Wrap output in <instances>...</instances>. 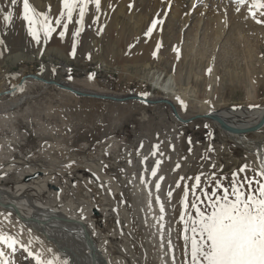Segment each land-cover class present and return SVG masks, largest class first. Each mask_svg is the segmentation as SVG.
I'll return each mask as SVG.
<instances>
[{"label":"rangeland","instance_id":"374dc122","mask_svg":"<svg viewBox=\"0 0 264 264\" xmlns=\"http://www.w3.org/2000/svg\"><path fill=\"white\" fill-rule=\"evenodd\" d=\"M130 1V9L118 19L115 31L100 33L90 26L79 37H73L76 29L69 28L60 36L67 46L59 47L46 45L42 31L39 43L29 35L27 22L20 18L21 0L19 6L0 0V8L14 13L11 23L0 14V183L12 190L35 177H47L49 172L58 184L56 194L46 195L49 192L43 190L37 199L49 200L67 213L85 217L87 214L95 233V240L94 234L91 238L108 246L106 251L115 257L116 264H144L149 256L155 264H172L166 240L169 228L173 230V243L177 240L173 221L181 189L176 188V182L181 176L200 173H204L203 181L215 173L219 178L227 177L223 180L227 186L232 173L242 165H248L246 173L252 176L253 170H259L254 147L250 144L242 149L202 118L189 125L175 122L168 106L162 103H142L143 106L139 101L135 104L126 103L131 100H107L121 104L112 105L94 98H74L65 90L44 88L30 81L23 82L10 95L3 94L15 87L21 77L32 74L123 98L146 94L153 101L165 96L156 89V83H166L178 92L170 99L184 116L199 114V101H209V107L216 110L264 105V23H257L264 21V9L255 10L253 18L249 11L253 0H245L243 5L236 0ZM29 2L39 13L59 5V0ZM237 8L247 14L249 25L238 15ZM134 13L161 22V40L155 57L125 63L121 62L124 49L120 43L135 35ZM49 16L54 25L56 17L51 12ZM115 49L119 54L117 61V55L111 58L107 54ZM38 51L40 61L35 56ZM175 58L178 62L174 65ZM91 74L94 76L89 79ZM181 100L186 107L181 106ZM253 136L248 137L256 141ZM154 145H159V149H154ZM221 148L243 163L224 165L223 158L213 156ZM99 150L107 153L117 173L103 172L99 177L88 169L75 174L72 169L67 170L75 160L96 161ZM157 160L162 163L153 177L151 169ZM176 163L181 168L173 171ZM33 167L42 168L43 174L23 179L21 175ZM160 176L165 179L157 192L155 183ZM193 182L180 181L182 187ZM173 189L169 203L166 194ZM157 195L166 210L162 222L158 220L161 213ZM93 205L97 207L91 208ZM6 213L0 212V234L16 238L43 259L58 256L40 244L39 237L20 225L13 214ZM131 215L142 230L144 246L137 243L132 225L127 226ZM160 223L165 225L163 247ZM17 249L12 254L6 244L0 243L10 264H35L34 258L26 259L27 253L19 245ZM59 255L63 253L59 251ZM176 258L181 264L182 260L178 263Z\"/></svg>","mask_w":264,"mask_h":264},{"label":"bare ground","instance_id":"6f19581e","mask_svg":"<svg viewBox=\"0 0 264 264\" xmlns=\"http://www.w3.org/2000/svg\"><path fill=\"white\" fill-rule=\"evenodd\" d=\"M29 1L33 2L34 0H29ZM129 2L131 1L130 0H102L101 11L99 13L95 11L94 5H89V12L85 17V29L92 26L100 33H110L112 31H115L117 24H118V19L122 15L128 13V10L130 9ZM62 10H63L62 0H59V5L56 6L50 12L52 16H55L56 18H58ZM44 13L50 14L49 9L46 8L44 10ZM238 15L241 17V19L245 22L246 25H249L248 20H247V14L243 12V10H239ZM95 16H99V20L96 23H93V19ZM77 19H78V15L77 13H74V19H73V22L69 24V28L76 29L79 27V25L76 24ZM134 21L136 22V25H137L135 35L132 36L128 42L124 41L120 43L122 44L123 49H124L121 62H125V63L135 62L138 60H146V59L155 57L153 53L156 54V50L160 44V40H161L160 39V36H161L160 28H162L161 24H157L156 28L153 29L150 35H145L149 27H151L153 21L149 20L147 17H144L140 13H134ZM63 22L64 21H62V23ZM215 25L218 26L219 22H217ZM53 27L56 28V31L53 32L50 37L45 39L44 43L46 45L53 44L59 47H66L67 42L61 39L59 35L62 26H57L54 23ZM101 28L103 29V31H99ZM163 33H165V29ZM107 54L111 58L117 55L115 58L117 61V57L119 56V54L116 52V49L108 51ZM40 55H41L40 51H38V53L35 54L36 58H38L39 61H40ZM177 59L175 58L174 65L176 62H178ZM41 78L46 79L44 76H41ZM46 80H49V79H46ZM27 81L38 83L44 86V88L55 87L53 85H47L45 83L43 84L41 82L33 81L32 79L25 80V82ZM57 83L60 85H63L64 87H69L75 91H79V92H83V93H87L91 95L113 96L116 98H123V96L103 94V93H98L95 91L92 92V91L80 89L74 86L70 82L67 83L64 81H59ZM156 89L160 93L165 95L164 98L158 97V99L166 100L169 103H171L173 106H175L178 112V115L182 120H190L188 122V125L189 123H192L193 121H197V119L192 120V118H194L195 116L198 115L199 118H204L205 116V120L207 122L217 127L225 135V137L232 140L235 145H239V147L241 146L242 149L246 150L247 147L245 146L246 145L250 146L251 144L252 145L251 148L254 147L253 148L254 151L256 150V153H255L256 159H257L256 164L260 168L262 162H264V125L255 132H249V133L245 132L241 134H236V133L224 131L216 122H213L212 120L207 119L208 117L206 115L215 114L218 117H220L222 120H224L229 126L236 128V129L248 128L256 124L258 120L261 118L264 112V105L259 106V107H256V106L249 107V108L240 107V108H235V109L216 110L212 108L213 106L211 108L209 107V104H210L209 101H205V102L199 101V106L201 107V109L199 110L200 113L198 112L199 114L195 116L194 115L184 116L181 113V111L177 109L175 103L170 99V98L173 99V97H175L178 92H176L172 87H169L168 84L166 83L164 85H160L159 83L158 84L156 83ZM137 94L133 96H139ZM70 96L75 98L76 95L74 96V94L71 93ZM147 96L142 95L141 97H143L144 99H150ZM85 99H90V98H85ZM94 99H95L94 101H100L104 103L108 102L106 99H102V100L98 98H94ZM184 100L182 101L184 102ZM108 103H110V101ZM126 103H135V104L140 103V105H143L141 102L138 103V101L136 100H131V102H126ZM110 104L121 105L119 103H110ZM167 109H168V113L170 114V117L175 122H178L175 119V117H173V112L171 108L168 106ZM249 135H254L253 137L256 138V141H251L248 137ZM216 155L223 158L224 165L227 164V165L234 167V165L239 166V164L243 163V160L233 158V155H230L223 148L216 149V153L214 152L213 156L215 157ZM96 158L97 159L94 162H88V161L81 160V159L75 160L76 162L71 163V164L69 163L71 166L68 167L67 170L72 169V172L75 174V172H77L80 169L81 170L88 169L97 176L102 175L103 172L108 173V174L117 173L116 172L117 168L115 164L108 161L107 153L100 151L98 152ZM43 172L44 170L42 168L33 167V168H30L26 173L22 174L21 177L23 179L25 177L29 178L31 176H35L36 174H43ZM51 177L52 176L48 172L47 177L45 176L35 177L33 180H29L26 183H21L20 185H18L12 190H9L5 185L0 183V210L3 211L4 213L9 212L11 213V215L13 214L12 217H14L15 220H17V222L20 223V225L26 227L28 230L30 229L32 233L36 234L40 239V242H41L40 244H43L46 248L51 249L52 250L51 252L58 255L59 257L58 264H61V262L63 261H67V264H116L117 261L114 259L115 257L113 258L110 257V253H109L110 251H106L107 250L106 248L108 246L104 247V245L101 242L94 241L95 233L92 231V228L90 227L91 224L88 221L89 218L87 214L85 217L84 215L79 216L76 214H71V212L67 213L63 207H60L59 205H56V204L53 205V203L49 200L37 199L40 196V192L43 190H47L49 192V193H46V195H49L51 193L56 194L55 189L58 188L57 187L58 184H57V181H54L52 179L53 177L52 178ZM124 199L125 201H129V198L125 195H124ZM92 207H97V206L93 205L91 206V208ZM177 209H178V212H176L175 220L173 221V225L176 230V237H177V229L181 227L177 223V221L179 220V212L183 210L180 204L177 206ZM126 223L129 228H130V225H132V231H133V234L136 235L137 243L144 246L146 243L143 241V238H141L143 235L142 230L140 227H137L138 225H137V220L135 216L131 215L127 219ZM91 234L92 235L94 234V237H93L94 240L91 238L90 236ZM38 243H39V240H38ZM176 245L177 247L175 249V255L178 257V263H179V260L181 261L183 257V250L181 247L182 241L177 239ZM92 247L95 248L94 257L92 256ZM59 251H61L63 255H59ZM144 264H155L153 257L149 256L144 261Z\"/></svg>","mask_w":264,"mask_h":264},{"label":"snow or ice","instance_id":"6c2138e0","mask_svg":"<svg viewBox=\"0 0 264 264\" xmlns=\"http://www.w3.org/2000/svg\"><path fill=\"white\" fill-rule=\"evenodd\" d=\"M236 2L243 5L245 0H236ZM10 4L16 6L18 0H10ZM62 4L63 10L55 19V25L63 28L59 35L61 37L65 35L69 29V24L73 22L74 13H77L76 24L79 27L72 35L79 37L85 28V17L89 12V5H94L95 11L99 13L102 0H62ZM258 9H264V0H253L249 9L253 18L256 17L255 10ZM50 11L49 7V13ZM0 14L3 15L5 22L11 23L13 21L14 13L12 11L5 12L3 8H0ZM261 15H264V12ZM20 18L27 22L29 35L37 43L40 42L41 31L45 39L56 31L49 14L39 13L29 0H22ZM98 20L99 16H95L93 23ZM62 21L64 22L62 23ZM158 23L160 22L154 20L145 35H150ZM257 23H264V21L257 20ZM99 31H103V29L101 28ZM0 44H3L2 40H0ZM74 54L75 44H73ZM153 55L155 56V53ZM53 71L55 70L53 69ZM93 76L94 74H91L89 79ZM180 103L182 107H186L182 100ZM189 144H191L190 140ZM141 147H143L142 144ZM154 149L158 150L159 145H154ZM173 150H175L174 146ZM188 151H192L191 147ZM209 151L212 149L209 148ZM152 155L155 156L156 151H153ZM144 159L147 160V157ZM161 163L162 161L157 160L156 165L151 169L153 177L157 176ZM70 166L68 165V167ZM179 168H181V164L176 163L172 170L176 171ZM247 169L248 165H242L234 171L227 186L223 183L227 177L219 178L215 173H212L210 177H205L203 181L204 173H200L189 177L181 176L180 180L176 182V188L181 189L178 203L183 209L179 212V220L177 221L181 226L177 229V239L182 241L181 247L184 257L181 264H264V162H262L259 170H253L254 175L252 176L247 175ZM241 174H244L243 179H241ZM164 179V176H160L155 183L157 192L161 187L160 182ZM185 179L194 182L182 187L180 181ZM142 182H144L143 179ZM174 191L175 189L170 190L166 194L169 203H171ZM156 201L160 205L161 213L158 220L162 222L165 220V206L158 195ZM150 206L151 201H149ZM164 229V223H160L162 247L164 246ZM29 231L31 230L29 229ZM172 231L171 228L168 229L166 243L171 254L172 264H177L175 255L177 245L173 243ZM0 243L6 244L11 249L12 254L17 252V245H19L27 253L26 259L34 258L35 264H58L59 262L58 256L49 259L41 258L40 253H33L28 245L11 236L0 234ZM48 251L51 252L52 250L48 249ZM0 264H10L7 254L2 250H0ZM61 264H67V261H63Z\"/></svg>","mask_w":264,"mask_h":264},{"label":"water","instance_id":"95a60500","mask_svg":"<svg viewBox=\"0 0 264 264\" xmlns=\"http://www.w3.org/2000/svg\"><path fill=\"white\" fill-rule=\"evenodd\" d=\"M27 79H32L33 81L41 82L43 84L45 83L47 85H53V86H55V87H57L59 89L68 91V92H70V93H72V94H74V95H76L78 97L98 98V99H101V100L102 99H106V100H113L115 102H119V101H123V100L124 101H126V100H136V101H139V102L144 103V104H154V103L166 104L167 106H169L171 108V110L173 112V117H175V119L179 123L186 124V123H188L190 121V120H182L179 117L175 106H173L171 103H169L166 100L160 99V100L153 101V100H150V99H144L141 96H130V97H124V98H116V97H113V96L91 95V94L75 91V90H73V89H71L69 87H64L63 85H60V84H58L57 82H55L53 80H46V79L41 78V76L32 75V74H27V75H24L23 77H21L20 81L18 82V84L15 87H13L12 89H10L8 91H5L3 94L4 95H8V94L12 93L13 91L17 90V88L20 87L23 84V82H25V80H27ZM206 116L208 117L207 119H210L213 122H216L224 131H228V132L236 133V134H241V133H245V132H247V133L255 132V131L259 130L264 125V112H263L261 118L258 120V122L256 124H254L252 127L239 128V129H236V128H233V127L229 126L224 120H222L220 117H218L215 114L206 115ZM194 119H201V118H199L198 116H195L194 118H192V120H194ZM202 119H205V116ZM94 254H95V248L92 247V256L93 257H94Z\"/></svg>","mask_w":264,"mask_h":264}]
</instances>
